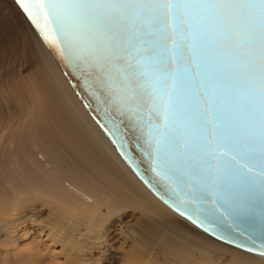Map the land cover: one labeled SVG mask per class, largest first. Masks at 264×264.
I'll return each instance as SVG.
<instances>
[{
	"label": "water",
	"instance_id": "1",
	"mask_svg": "<svg viewBox=\"0 0 264 264\" xmlns=\"http://www.w3.org/2000/svg\"><path fill=\"white\" fill-rule=\"evenodd\" d=\"M15 2L141 182L209 235L264 255L259 93L246 80L244 57L226 54L246 34L241 18L227 22L233 35L222 40L213 16L161 7L134 20L92 22L83 40L69 42L53 31L47 9L32 7L30 18Z\"/></svg>",
	"mask_w": 264,
	"mask_h": 264
},
{
	"label": "bare ground",
	"instance_id": "2",
	"mask_svg": "<svg viewBox=\"0 0 264 264\" xmlns=\"http://www.w3.org/2000/svg\"><path fill=\"white\" fill-rule=\"evenodd\" d=\"M2 21L0 18V31L7 32ZM33 29L37 33H33L36 52L43 55L37 66L27 76L18 73L14 77L6 72L10 86L24 88L23 98L31 83L32 99L37 101L26 113L19 112L21 121L15 131L6 142H0V264H94L99 240L112 217L113 209L106 206L111 202L140 209L150 222L142 217L135 222L144 230L137 236V250L129 252L136 259L128 257L125 240L114 255L104 246L101 263L169 264L154 255L158 250L180 261L194 256L195 262L200 258L208 264H264V255L209 235L164 204L141 182L83 106ZM5 41H0V73L14 57L12 44ZM28 43L32 46L30 40ZM52 133L59 136L58 142ZM8 159L13 167L7 164ZM145 197L157 203L166 215L159 216ZM30 199L38 201L33 208L26 205ZM24 218L33 222L47 219L46 236L34 235L29 242L11 237L6 224ZM221 250L231 253L232 259L217 256Z\"/></svg>",
	"mask_w": 264,
	"mask_h": 264
},
{
	"label": "snow or ice",
	"instance_id": "3",
	"mask_svg": "<svg viewBox=\"0 0 264 264\" xmlns=\"http://www.w3.org/2000/svg\"><path fill=\"white\" fill-rule=\"evenodd\" d=\"M18 3L30 18L33 17L32 7L47 9L46 16L54 25L53 31L65 35L69 42L83 40L85 30L92 22L134 20L145 12L155 13L161 7L169 13L174 8L184 17L193 10L213 16L222 22V40H230L233 35L235 25L227 22L241 18L246 34L236 46L238 51L226 54L234 58L244 57L242 63L247 70L246 80L258 90L261 144L264 148V0H18ZM44 36L49 39L48 33L45 32ZM242 167L245 172L254 171L248 164ZM259 174L264 175V172Z\"/></svg>",
	"mask_w": 264,
	"mask_h": 264
},
{
	"label": "rangeland",
	"instance_id": "4",
	"mask_svg": "<svg viewBox=\"0 0 264 264\" xmlns=\"http://www.w3.org/2000/svg\"><path fill=\"white\" fill-rule=\"evenodd\" d=\"M7 6L9 7V12L7 11ZM0 18H2V22H4L5 27H7V32L5 31V29H2L0 31V34H3L0 35V41L3 40L4 42H6L5 40L8 39L10 41L8 42L12 44V48L14 50V57L5 64L3 71L0 73V142L2 139L3 143L7 141L8 136L15 131L16 126L21 121L19 112L21 111L23 113H26L30 109V107H32V102L37 101L32 99L34 86L31 83H29V85L26 87L27 97L23 98L22 93L24 91V88L21 86H10V81L6 78V72H11L14 77H16V74L18 73H20L22 76L30 75L33 71V68L37 66V63L43 55L41 52L37 53L34 46L35 41L33 38V33H37L14 0H2V3H0ZM29 40L32 46L29 45ZM30 51L34 53L33 58H30ZM47 57L52 60V62H54L50 54L47 55ZM19 100H21L22 102L21 105H19ZM8 105L11 106L8 107ZM10 114H12V121L10 120ZM52 135L58 142L59 136L55 135L54 133H52ZM67 158L69 163L73 165L72 156L69 153H67ZM7 164L10 167H13V162L10 159L7 160ZM145 198L148 199V197ZM149 202L155 208V212L159 216L166 215V213L164 212L165 210L159 207L157 203L152 202L151 200H149ZM37 204L38 201L36 199H30L26 203L28 208H33ZM106 206L109 209H113L112 217L107 225V232L99 240V246L95 252L94 264H104L99 262L103 254L104 246L107 245L109 247V253H111V255H114L118 252V248L123 244L125 240L127 241L126 248L128 250V257L136 259L130 256L129 252L132 249L137 250L139 245L137 236L142 234V232L144 231L140 225L135 224V222L138 220V217L144 218L142 216V212L140 211V209L125 207L120 203L115 202H111ZM44 212L47 213L46 211ZM144 219L145 221H147L146 218ZM31 221V219L24 218V220H20L17 223H7L6 227L9 231L10 236L14 239L27 242L31 241L34 235L46 236L45 231L48 227L47 219L44 221ZM147 222H150V220L148 219ZM185 224L191 228L190 225H188L187 223ZM123 232H125V236ZM57 249H59V247ZM154 252L155 256L163 258L169 264H173L175 262L179 264H189L188 259L191 260V264H208L200 258L199 262H195L194 256H191L188 259H185L184 257L185 260L180 261L172 256H166L161 252H158V250H155ZM216 254H218L217 256L224 257L226 261L232 259V254L223 250H221L220 252L218 251ZM149 257L150 255L148 254V258ZM221 264H224V262H221Z\"/></svg>",
	"mask_w": 264,
	"mask_h": 264
}]
</instances>
